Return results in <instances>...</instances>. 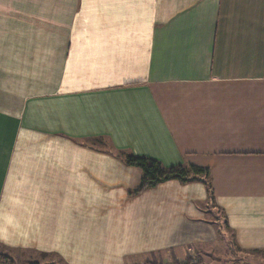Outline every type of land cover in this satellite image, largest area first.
I'll return each mask as SVG.
<instances>
[{"label": "crops", "instance_id": "1", "mask_svg": "<svg viewBox=\"0 0 264 264\" xmlns=\"http://www.w3.org/2000/svg\"><path fill=\"white\" fill-rule=\"evenodd\" d=\"M133 155L203 180L136 192ZM264 253V0H0V247L62 264Z\"/></svg>", "mask_w": 264, "mask_h": 264}, {"label": "trees", "instance_id": "2", "mask_svg": "<svg viewBox=\"0 0 264 264\" xmlns=\"http://www.w3.org/2000/svg\"><path fill=\"white\" fill-rule=\"evenodd\" d=\"M125 160L129 165L136 166L141 170L142 178L140 181L139 188L136 192H141L146 188L154 187L159 183H163L170 180H177L183 183L203 180V183L208 186V189H210L209 171L206 168L197 167L193 165H187V166L177 165L169 168H163L157 161L145 157H136L133 155L127 156ZM31 255H36V254H30V256ZM37 256L38 259L33 258L32 261H30V263L28 264H59V262L56 263L51 259L50 262L49 260L46 261V259H48L49 256H53V255L37 254ZM7 258L8 256L7 257L3 256V259L2 258L1 259L6 262ZM8 262L9 264L13 263L10 261ZM186 264H203V263L199 261L193 263L192 259L188 258L186 260Z\"/></svg>", "mask_w": 264, "mask_h": 264}, {"label": "rangeland", "instance_id": "3", "mask_svg": "<svg viewBox=\"0 0 264 264\" xmlns=\"http://www.w3.org/2000/svg\"><path fill=\"white\" fill-rule=\"evenodd\" d=\"M3 256H8L7 261H3ZM37 255H31L25 252L11 251L0 248V264H9L8 261L13 262L11 264H28L33 258H37ZM51 257V258H50ZM211 259H207L205 264H264V253L249 254L248 252L234 253L230 251V248L226 244H221L218 250L215 251L211 256ZM2 258V259H1ZM30 258V259H29ZM57 259L53 256H49L47 260ZM59 264H62L58 261ZM57 263V262H56ZM161 264H173L167 261ZM179 264H186V262H181Z\"/></svg>", "mask_w": 264, "mask_h": 264}, {"label": "built area", "instance_id": "4", "mask_svg": "<svg viewBox=\"0 0 264 264\" xmlns=\"http://www.w3.org/2000/svg\"><path fill=\"white\" fill-rule=\"evenodd\" d=\"M191 259H192L193 263L197 262V259H196L195 255H193V254L191 255Z\"/></svg>", "mask_w": 264, "mask_h": 264}]
</instances>
